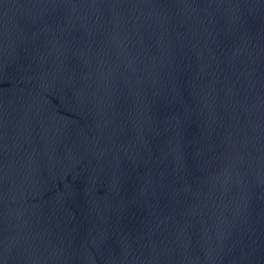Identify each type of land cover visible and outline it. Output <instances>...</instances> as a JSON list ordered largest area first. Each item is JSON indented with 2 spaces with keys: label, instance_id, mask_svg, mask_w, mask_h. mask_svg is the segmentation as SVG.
<instances>
[{
  "label": "water",
  "instance_id": "obj_1",
  "mask_svg": "<svg viewBox=\"0 0 264 264\" xmlns=\"http://www.w3.org/2000/svg\"><path fill=\"white\" fill-rule=\"evenodd\" d=\"M0 264H264V0H0Z\"/></svg>",
  "mask_w": 264,
  "mask_h": 264
}]
</instances>
